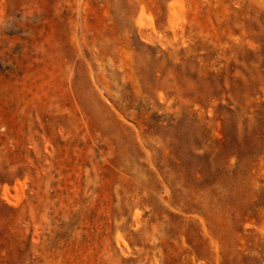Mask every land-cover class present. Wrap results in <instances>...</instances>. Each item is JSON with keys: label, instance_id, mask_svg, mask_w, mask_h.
Wrapping results in <instances>:
<instances>
[{"label": "rangeland", "instance_id": "374dc122", "mask_svg": "<svg viewBox=\"0 0 264 264\" xmlns=\"http://www.w3.org/2000/svg\"><path fill=\"white\" fill-rule=\"evenodd\" d=\"M0 264H264V0H0Z\"/></svg>", "mask_w": 264, "mask_h": 264}]
</instances>
